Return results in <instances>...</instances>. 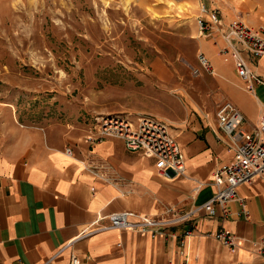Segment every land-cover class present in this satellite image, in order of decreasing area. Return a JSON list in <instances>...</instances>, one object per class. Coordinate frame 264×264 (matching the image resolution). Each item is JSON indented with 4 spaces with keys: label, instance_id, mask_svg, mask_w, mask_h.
Wrapping results in <instances>:
<instances>
[{
    "label": "crops",
    "instance_id": "obj_1",
    "mask_svg": "<svg viewBox=\"0 0 264 264\" xmlns=\"http://www.w3.org/2000/svg\"><path fill=\"white\" fill-rule=\"evenodd\" d=\"M170 2L184 6L189 12L183 15L196 20L202 6L218 8L225 25L237 18L230 0ZM198 29L190 33L197 57L204 53L214 74L197 76L201 86L196 97H189L185 120H167L186 156L183 178L161 176L152 156L130 150L121 139L89 141L85 126H23L12 111L0 112V264L50 259L71 264L73 255L81 264H264V176L238 189L226 218L202 211L192 221L162 228L157 236L119 229L84 233L101 215L131 210L164 216L169 208L185 213L207 202L217 191L215 172L235 154L219 126V106L233 102L246 116L248 130L259 123L264 83L248 90L235 59L224 52L228 44L222 35L203 36ZM246 57L264 80V56ZM197 59L188 58L192 69L199 68ZM221 229L238 238L235 248L215 238Z\"/></svg>",
    "mask_w": 264,
    "mask_h": 264
},
{
    "label": "rangeland",
    "instance_id": "obj_2",
    "mask_svg": "<svg viewBox=\"0 0 264 264\" xmlns=\"http://www.w3.org/2000/svg\"><path fill=\"white\" fill-rule=\"evenodd\" d=\"M170 1L0 0V112L88 131L104 115L185 120L199 26ZM230 1L235 19L264 20V0Z\"/></svg>",
    "mask_w": 264,
    "mask_h": 264
},
{
    "label": "built area",
    "instance_id": "obj_3",
    "mask_svg": "<svg viewBox=\"0 0 264 264\" xmlns=\"http://www.w3.org/2000/svg\"><path fill=\"white\" fill-rule=\"evenodd\" d=\"M200 33L211 36L219 32L227 42L225 53L235 59L238 74L248 82V90L253 91L256 84L264 83L256 74L246 57L254 59L264 56V24L253 26L242 19H234L225 25L220 13L215 9L201 7V15L197 18ZM200 68L194 69L195 76L203 71L214 74L211 60L204 54L198 55ZM220 128L229 136L230 147L235 151L230 163L217 170L212 180L217 187L215 195L188 212L181 213L169 208L164 216L143 215L135 211L124 210L103 216L84 231L86 235L100 231L119 229L152 233L157 236L161 229L169 225L189 222L202 211L211 215L229 216L228 204L238 198V189L253 183L264 176V111L259 123L252 130L244 127L246 116L230 101L222 103L216 113ZM104 138L123 140L132 151H144L152 156L159 174L167 179H180L187 172L186 156L177 138L172 134L170 124L161 118L149 114L137 116L104 115L97 118V123L88 133V140L96 142ZM72 149L67 152L72 154ZM109 219V224L102 220ZM194 228L188 229L190 235ZM215 238L230 247L238 245V238L225 229L216 233ZM52 259L44 264H52ZM71 264H81L78 256L73 255Z\"/></svg>",
    "mask_w": 264,
    "mask_h": 264
}]
</instances>
